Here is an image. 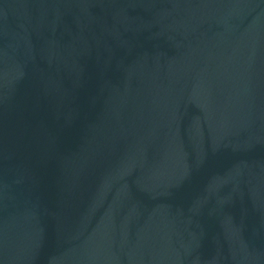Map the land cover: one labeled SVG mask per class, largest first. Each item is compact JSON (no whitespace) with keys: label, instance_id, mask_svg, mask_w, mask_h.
<instances>
[{"label":"water","instance_id":"1","mask_svg":"<svg viewBox=\"0 0 264 264\" xmlns=\"http://www.w3.org/2000/svg\"><path fill=\"white\" fill-rule=\"evenodd\" d=\"M0 264H264V0H0Z\"/></svg>","mask_w":264,"mask_h":264}]
</instances>
